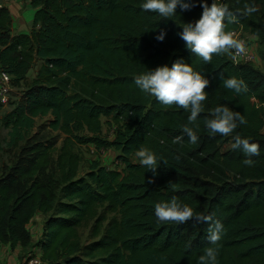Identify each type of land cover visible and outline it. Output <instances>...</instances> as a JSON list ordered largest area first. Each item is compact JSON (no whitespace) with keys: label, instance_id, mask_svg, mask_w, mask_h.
<instances>
[{"label":"trees","instance_id":"16d2710c","mask_svg":"<svg viewBox=\"0 0 264 264\" xmlns=\"http://www.w3.org/2000/svg\"><path fill=\"white\" fill-rule=\"evenodd\" d=\"M28 1L35 9L28 33L13 32L9 9L0 4V66L12 86L21 87L39 62L0 123L11 148L28 142L36 119L48 115L49 128L64 138L60 146L32 141L1 174L0 244L38 246L44 264H197L209 246V224L160 222L154 213L156 203L175 197L225 226L218 264H264V70L257 62L235 65L229 51L204 62L186 49L178 33L200 18V0L167 19L143 11V0ZM225 2L236 17L225 30L263 43L264 0ZM245 4L257 10L249 15ZM161 30L167 33L162 42L155 39ZM254 39L246 42L258 56ZM176 60L210 80L204 110L192 123L190 111L164 106L134 83L148 69ZM228 78L243 79L248 91L225 88ZM217 106L239 112L246 124L227 136L210 134L206 121ZM103 117L114 127L110 140L102 136ZM185 126L196 130L195 144ZM237 136L260 145L254 166L243 165L247 157L233 147ZM86 144L113 150L119 167L91 157L81 174L77 146ZM141 147L161 157L154 183L136 156ZM38 212L45 218L34 241L27 225ZM87 224L95 239L83 245L79 228Z\"/></svg>","mask_w":264,"mask_h":264},{"label":"clouds","instance_id":"9594fccd","mask_svg":"<svg viewBox=\"0 0 264 264\" xmlns=\"http://www.w3.org/2000/svg\"><path fill=\"white\" fill-rule=\"evenodd\" d=\"M1 5H4L0 2ZM196 6L194 0H143L141 9L145 12H154L163 18H171L177 15V9L181 12L191 10ZM199 6L203 9L200 18L194 22L185 23L178 36L185 42L186 49L202 58L204 62H210L213 54H221L229 50L244 53V42L235 38L234 33L226 31V21L234 22L236 17L224 3L212 0L211 5L207 0H200ZM257 9L245 4L247 14ZM166 31L161 30L155 39L163 41ZM135 85L145 94L153 96L164 106L175 105L190 111L188 120L195 122L198 115L203 112L202 102L207 99L206 87L210 80L195 71L194 68L183 60H176L171 66L167 64L138 75L134 80ZM225 88L234 90L236 93L247 92L248 87L243 79L228 78L223 80ZM213 118L206 121V127L210 134L217 133L227 136L234 132L240 125L246 124V120L239 112L230 110L227 106H217L212 113ZM183 133L189 141L195 144L198 141L196 130L185 126ZM182 137H177V141ZM234 148H239L247 157L242 161L243 165L252 167L255 161L253 156L260 155V145L250 143L248 139L236 137ZM136 156L139 162L152 177L148 183H154V177L158 175V167L161 162L154 151L147 147H141ZM154 213L160 222H175L183 224L191 219L200 223H208L209 246L203 250V254L197 258V264H218L220 242L226 234L225 226L220 221H214L212 216L196 212L191 206L178 201L175 197L168 201H161L154 206ZM39 252V251H38Z\"/></svg>","mask_w":264,"mask_h":264},{"label":"rangeland","instance_id":"374dc122","mask_svg":"<svg viewBox=\"0 0 264 264\" xmlns=\"http://www.w3.org/2000/svg\"><path fill=\"white\" fill-rule=\"evenodd\" d=\"M2 3L3 0H0ZM22 5L20 4L19 12L14 15L12 21L16 18L18 20L19 18L23 19V21L28 22L29 18L31 17V10L32 7L28 3L25 2V0H22ZM30 13V17H29ZM28 27H31V23ZM248 39L251 37L249 35ZM245 42L247 39L244 40ZM255 52L258 54V68L264 70V56H261L259 52L261 51L264 54V42L260 43V39L258 36L253 41ZM259 63V64H258ZM39 66V62L35 63L32 68L28 71L27 77L25 82H23L21 87H17L14 85L12 91H11V101L12 103L15 101H19L22 96V91L25 89L28 82L31 81L33 76L35 75L37 69ZM10 109L9 104H4L3 109L0 111V118L2 115ZM52 119V116L48 115L44 118L36 119V123L33 129L29 131V140L28 142H20L19 146L16 148H11L7 146V129L2 126L0 123V176L3 172H7L9 168L15 164V162L19 159V157L22 155L20 153V149L26 145H31L32 141L34 140H46L50 139L53 142L55 141L58 146L61 145L62 139L64 138V135L59 131H53L51 128H49L48 124L50 120ZM102 136L106 139H112L114 134V127L111 126V124H108L106 118H102ZM264 130V127H263ZM231 146L230 142L225 143L222 146V149L225 150L228 147ZM77 151L80 154L81 157V163H80V169L79 172L82 174L87 171V164L89 163V160L91 157L98 158V161L101 164H106L108 167H119L117 163V159L114 157V152L111 149H95L93 144H86V145H79L77 146ZM133 160L135 158L133 157ZM122 169L123 165L120 166ZM39 222V220H37ZM80 233V240L81 244L85 245L90 242H92L95 238L92 236V228L91 224L83 225L79 228ZM36 237V235H35ZM34 237V238H35Z\"/></svg>","mask_w":264,"mask_h":264},{"label":"crops","instance_id":"0c3cea01","mask_svg":"<svg viewBox=\"0 0 264 264\" xmlns=\"http://www.w3.org/2000/svg\"><path fill=\"white\" fill-rule=\"evenodd\" d=\"M25 2L28 3V0H25ZM22 0H3L2 4L7 6L9 9L10 15L13 19V14L16 15L19 12L20 4L22 5ZM31 17L29 13V21L25 22L23 19L19 18L16 20V18L12 21V27L13 32L15 33H28L30 30V27H28L33 19L35 9L32 8ZM254 39L256 36L249 35ZM264 132V130H263ZM43 218H45V215L41 212H38L35 216V219H33L27 226L30 229L32 233V238L34 241L37 240L38 236L40 235L41 229H42V223ZM39 220V222L37 221ZM36 235V237H35ZM35 237V238H34ZM36 250L39 251L38 246L31 247L30 250ZM29 248H23L20 245L14 246L13 248L10 247L8 244H0V264H21L24 258L28 255Z\"/></svg>","mask_w":264,"mask_h":264},{"label":"built area","instance_id":"2783aa9c","mask_svg":"<svg viewBox=\"0 0 264 264\" xmlns=\"http://www.w3.org/2000/svg\"><path fill=\"white\" fill-rule=\"evenodd\" d=\"M219 3H226L225 0H217ZM236 39L244 42L245 51L244 53H237L235 50H229V57L233 64H243L248 62H258V56L254 54L253 46L245 42L248 39L247 34H244L242 30H233ZM13 86L11 84V76L0 66V103L2 105L8 104L11 100V91ZM21 264H44L41 259L39 252L32 249L28 255L24 258Z\"/></svg>","mask_w":264,"mask_h":264}]
</instances>
